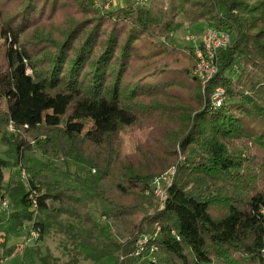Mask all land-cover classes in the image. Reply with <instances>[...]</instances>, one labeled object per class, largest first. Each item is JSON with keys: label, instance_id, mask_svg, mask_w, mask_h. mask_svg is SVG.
Returning <instances> with one entry per match:
<instances>
[{"label": "trees", "instance_id": "obj_1", "mask_svg": "<svg viewBox=\"0 0 264 264\" xmlns=\"http://www.w3.org/2000/svg\"><path fill=\"white\" fill-rule=\"evenodd\" d=\"M184 24L231 38L204 93L193 46L170 43ZM0 37L1 258L31 222L66 245V261L47 252L40 264H264V0H126L105 14L92 0H0ZM217 87L226 97L210 109ZM127 126L151 128L133 151L120 142ZM18 165L27 183L4 187ZM170 165L158 209L146 191Z\"/></svg>", "mask_w": 264, "mask_h": 264}, {"label": "rangeland", "instance_id": "obj_2", "mask_svg": "<svg viewBox=\"0 0 264 264\" xmlns=\"http://www.w3.org/2000/svg\"><path fill=\"white\" fill-rule=\"evenodd\" d=\"M92 1L94 8L105 14V13H111L119 9L120 7H123L126 0H115L114 4L107 8H104L106 0H92ZM134 1L136 3V0ZM148 1L149 0H147V2ZM144 4H140V5H144ZM200 28H201L200 24L193 25L192 27L187 24H184L177 30L173 31V38L170 42L171 45L182 48L193 45V41L187 40V37L190 35H194L192 31L200 30ZM3 45H5V42L0 37V68H3L5 65L3 63V59H4L3 53H4V47L7 46V43L5 46ZM237 74H238L237 66H234L230 71H228V75H232L233 77H236ZM94 118L95 116H88L79 120L83 125V132H87L88 130L93 128ZM150 130H151L150 127H139V126L124 127L121 131V139H120L123 150L133 151L136 145L143 143L146 140V138L150 134ZM6 149H7L6 146L0 145L1 156H3L4 151H6ZM176 152H177V160L183 161L184 157L180 153L178 146H176ZM36 157L40 160L43 159L37 154ZM58 165L62 168L64 167V165L61 162H58ZM68 168L71 171H74L76 169V167L73 166L72 164H69ZM168 169H166V171ZM4 173H5L4 187L6 188L12 186L18 179H20L24 184L27 183L26 181L27 174L23 166L18 165L15 168L7 169L4 171ZM5 198L8 208L6 209L2 207L0 204V220L5 219V217L11 210V204L9 199L7 197ZM92 215L94 216V218L97 217L95 213H92ZM34 220L36 221L38 220V214H36ZM31 225H32L31 222L25 223L18 233L16 234L11 233L10 235L7 236L6 245L7 246L17 245L19 246V248L10 257H7L5 259L0 257V264H40L39 257L45 255L47 252H49L53 257H55L59 262L66 261L68 259L67 250H65L64 248L66 245L63 242L62 235L55 234L54 232L51 231V232H44L42 235L38 237H34L30 234ZM0 243H1V232H0ZM146 248H148V246H146L145 249ZM148 250L150 253H152L154 248H148ZM1 253H2V249H0V255ZM114 261H115L114 259L110 260L109 258H104L98 264H113ZM80 264H91V262L81 261Z\"/></svg>", "mask_w": 264, "mask_h": 264}, {"label": "built area", "instance_id": "obj_3", "mask_svg": "<svg viewBox=\"0 0 264 264\" xmlns=\"http://www.w3.org/2000/svg\"><path fill=\"white\" fill-rule=\"evenodd\" d=\"M115 0H106L104 8H107L114 4ZM147 0H136L138 4H144ZM170 37H173V33L170 34ZM187 40L193 41V57H194V67L192 69V75L198 80L200 85V91L204 93L207 84L209 81L216 75L218 71V53L220 50L226 49L231 44L230 36L222 31L206 28L199 35H190L187 37ZM161 41L165 43V39L161 38ZM27 74H31L30 69H26ZM226 93L222 87H217L213 90L209 97L208 106L210 109L220 108L225 100ZM7 131L12 133L14 132V127L12 121H9L7 125ZM175 167H170L166 172L155 177L152 180L150 189L146 191V194L152 193L153 196L157 199L158 209H161L164 205V202L167 198V189L171 186L174 175ZM24 174V173H22ZM30 190V189H29ZM37 193L35 190L29 191V201L31 203V211H33V216L37 214ZM0 204L4 208H8L7 202L5 199L0 200ZM30 234L34 237L39 236V230L31 229ZM147 239L142 238L138 245L140 250L143 249L146 244ZM142 248V249H141ZM137 251V250H136ZM138 253V251L136 252ZM135 253V254H136Z\"/></svg>", "mask_w": 264, "mask_h": 264}, {"label": "crops", "instance_id": "obj_4", "mask_svg": "<svg viewBox=\"0 0 264 264\" xmlns=\"http://www.w3.org/2000/svg\"><path fill=\"white\" fill-rule=\"evenodd\" d=\"M5 174V173H4ZM8 235H10V234H8ZM7 241V240H6ZM7 243V242H6ZM7 247H9V246H7Z\"/></svg>", "mask_w": 264, "mask_h": 264}]
</instances>
